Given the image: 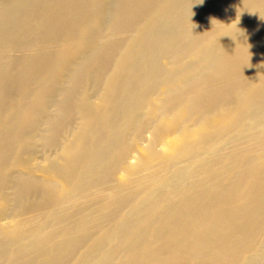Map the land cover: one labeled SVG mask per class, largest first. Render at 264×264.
<instances>
[{
  "label": "bare ground",
  "instance_id": "bare-ground-1",
  "mask_svg": "<svg viewBox=\"0 0 264 264\" xmlns=\"http://www.w3.org/2000/svg\"><path fill=\"white\" fill-rule=\"evenodd\" d=\"M0 264H264V0H0Z\"/></svg>",
  "mask_w": 264,
  "mask_h": 264
},
{
  "label": "rangeland",
  "instance_id": "rangeland-1",
  "mask_svg": "<svg viewBox=\"0 0 264 264\" xmlns=\"http://www.w3.org/2000/svg\"><path fill=\"white\" fill-rule=\"evenodd\" d=\"M149 138H150V134L148 132H146L144 134V137L142 138V140L140 141V147L142 148H146L149 145ZM160 147V145H156V148L158 149ZM42 150V151H41ZM52 150H44L41 148L37 149V152L35 153V162L38 163V165H46L47 161L50 159H53L55 157V155L53 154V152H51ZM41 152V153H40ZM43 152V153H42ZM41 155V156H40ZM131 157H135L136 158V153L132 152L130 154ZM39 175V174H38ZM37 175V177H38ZM162 180H159V182ZM157 185V184H155Z\"/></svg>",
  "mask_w": 264,
  "mask_h": 264
}]
</instances>
